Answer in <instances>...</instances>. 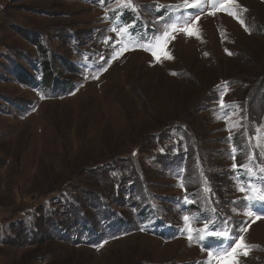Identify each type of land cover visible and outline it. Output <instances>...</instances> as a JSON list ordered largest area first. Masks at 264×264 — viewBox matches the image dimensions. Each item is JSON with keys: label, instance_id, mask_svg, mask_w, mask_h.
<instances>
[{"label": "rangeland", "instance_id": "1", "mask_svg": "<svg viewBox=\"0 0 264 264\" xmlns=\"http://www.w3.org/2000/svg\"><path fill=\"white\" fill-rule=\"evenodd\" d=\"M261 189L264 0H0V264H264Z\"/></svg>", "mask_w": 264, "mask_h": 264}, {"label": "snow or ice", "instance_id": "2", "mask_svg": "<svg viewBox=\"0 0 264 264\" xmlns=\"http://www.w3.org/2000/svg\"><path fill=\"white\" fill-rule=\"evenodd\" d=\"M129 3H130V0H129ZM217 3V0H203V2H201V0H184V5L186 7H196L198 8L200 11H203L204 7H207V6H211V7H215V4ZM221 10H224V11H228V14L229 15H233L235 16L237 19H239V17L236 15L235 12H231L229 11L227 8H224L223 5H221ZM246 11V9H244ZM210 15H214L215 13L214 12H210L209 13ZM197 21L199 20V16L196 17ZM241 24H244V21L243 20H240L239 21ZM177 29L175 26L172 27V31L175 32ZM181 31L185 32V34L187 35H198V29H195V30H189V27L188 26H185L183 29H180ZM115 31V29H114ZM126 31L125 29H122L121 32H124ZM168 36H169V33L166 31L164 32L163 34V40H164V44L167 43V39H168ZM172 39L175 38V36L173 35L171 37ZM156 47H161V43H160V40L157 39V42H156ZM127 50V49H125ZM146 50H151V45H149V47L146 49ZM121 54L120 52H117L116 55H119ZM153 55L156 56L157 53L155 51H153ZM113 58H116L115 56ZM159 58V57H157ZM223 103V101H222ZM240 191H245V188L241 187L239 189ZM261 192H264V189H261ZM259 195V194H258ZM246 199H251V197H246ZM259 199L260 200H264V195H259ZM246 215L248 216H253L254 213H252L251 211L247 212ZM185 221H189V217H184ZM209 228V225H205L204 226V230L207 231ZM188 231L189 233H191L193 231V229L191 228V226L189 225V228H188ZM199 231V230H197ZM242 231H247V229H243ZM211 235H217V236H225L226 233L224 232H218V233H209ZM204 237H200L201 240H203ZM189 239H193L192 235H189ZM231 239L230 238V241H229V246L231 247V254L234 256V259H233V262L232 264H239V261H238V256L240 254H243V255H247L248 254V251L252 248V247H257L256 245H248L246 243L243 242V236H240V238L238 240L235 241V244L232 245L231 244ZM223 251L222 249L220 248H217V252H221ZM225 254H228V253H225ZM209 256L210 257H213V253L210 252L209 253ZM217 259H221L222 257L220 256H217L215 257Z\"/></svg>", "mask_w": 264, "mask_h": 264}, {"label": "trees", "instance_id": "3", "mask_svg": "<svg viewBox=\"0 0 264 264\" xmlns=\"http://www.w3.org/2000/svg\"><path fill=\"white\" fill-rule=\"evenodd\" d=\"M45 67H47V68H45V70H42L44 72L43 76H42V80H45L46 82L51 83L54 87H57V88L62 87V85H57V86L55 85L57 80L52 75V72L50 70L51 66L46 65ZM175 128H176V130H180L179 127H175ZM205 195L207 197L204 199L205 202L203 204L196 206L195 204L190 202L188 208L192 211H194V210H200L201 212L205 211L208 200L210 198H212L210 195H208V193H205ZM186 208H187V206H186ZM135 216H136V218L138 217V220H140V222L142 223L140 227L148 229L151 233H154L156 235L162 234L166 238H170L173 236V235L168 236V232L170 230H174L172 228V225L170 223H168L167 221H165L164 218L159 213H157L155 210L152 209V207L150 208V207L144 205L142 208H140L136 212ZM217 216L219 217V213L217 214ZM78 218H79L78 221H80V223H78V225H80L82 230H84L85 233H92L90 238L94 237L95 233L93 232L92 226L87 221V219L83 218V215H82V217L80 216ZM117 219H119V217ZM117 222L121 225H123L124 223H127L126 221H124L122 219L117 220Z\"/></svg>", "mask_w": 264, "mask_h": 264}, {"label": "bare ground", "instance_id": "4", "mask_svg": "<svg viewBox=\"0 0 264 264\" xmlns=\"http://www.w3.org/2000/svg\"><path fill=\"white\" fill-rule=\"evenodd\" d=\"M133 55H143L142 53H138V52H134V53H132ZM186 242V241H185ZM187 244H188V241L186 242ZM188 246H190V244H188ZM191 248H189V249H191V250H193L194 248H192V246H190Z\"/></svg>", "mask_w": 264, "mask_h": 264}]
</instances>
